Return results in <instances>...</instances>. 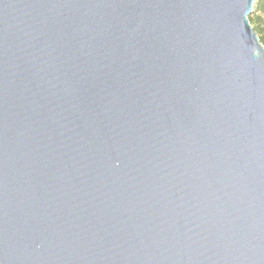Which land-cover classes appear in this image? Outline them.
<instances>
[{"label":"water","instance_id":"1","mask_svg":"<svg viewBox=\"0 0 264 264\" xmlns=\"http://www.w3.org/2000/svg\"><path fill=\"white\" fill-rule=\"evenodd\" d=\"M255 0H0V264H264Z\"/></svg>","mask_w":264,"mask_h":264},{"label":"trees","instance_id":"2","mask_svg":"<svg viewBox=\"0 0 264 264\" xmlns=\"http://www.w3.org/2000/svg\"><path fill=\"white\" fill-rule=\"evenodd\" d=\"M249 21L264 46V0H255L254 11Z\"/></svg>","mask_w":264,"mask_h":264}]
</instances>
